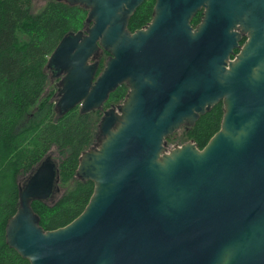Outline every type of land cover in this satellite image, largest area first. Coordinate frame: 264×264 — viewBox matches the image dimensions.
Listing matches in <instances>:
<instances>
[{
	"label": "water",
	"instance_id": "water-1",
	"mask_svg": "<svg viewBox=\"0 0 264 264\" xmlns=\"http://www.w3.org/2000/svg\"><path fill=\"white\" fill-rule=\"evenodd\" d=\"M57 1L88 10L46 64L60 77L58 113L103 109L120 85L128 91L103 109L97 142L79 157L77 177L94 183L85 209L40 225L32 202L59 191L48 156L19 184L7 243L30 264H264V0H155L133 32L146 0ZM238 30L248 37L235 53ZM220 102V129L202 149L167 148Z\"/></svg>",
	"mask_w": 264,
	"mask_h": 264
},
{
	"label": "trees",
	"instance_id": "trees-1",
	"mask_svg": "<svg viewBox=\"0 0 264 264\" xmlns=\"http://www.w3.org/2000/svg\"><path fill=\"white\" fill-rule=\"evenodd\" d=\"M154 2L146 0L137 8L129 19L130 31L151 20ZM32 4L33 0H0V264H30L7 243L6 225L19 205L18 173L29 170L26 181L53 144L65 154L59 162L60 180H77L74 188L57 200L32 202L40 225L49 230L70 223L85 209L94 191L93 181L81 180L76 170L81 153L92 145L95 119L90 118V111L72 109L60 115L54 108L58 120L53 123L54 105L48 103L49 97L43 98L49 78H55L46 66L49 56L66 34L86 26L88 10L49 0L34 15ZM104 61L101 56L98 73ZM127 91L126 84L120 85L104 107L115 106ZM222 116L223 105L218 103L188 126L186 137L202 149L220 129Z\"/></svg>",
	"mask_w": 264,
	"mask_h": 264
},
{
	"label": "rangeland",
	"instance_id": "rangeland-1",
	"mask_svg": "<svg viewBox=\"0 0 264 264\" xmlns=\"http://www.w3.org/2000/svg\"><path fill=\"white\" fill-rule=\"evenodd\" d=\"M49 0H33V4H32V14H37L39 11H41L44 6L46 5V3ZM85 28V26L83 27ZM82 28V29H83ZM101 56H104L105 59L109 56V54H105L104 52L101 53ZM105 63V61H104ZM49 72V71H48ZM50 73V72H49ZM50 77L48 80V83L46 85V88L43 92V98L49 97L48 98V103H52L54 105L57 97H54L55 92H57V87L59 86V78H55L52 79ZM128 87V86H127ZM50 92H54L53 94H49ZM125 99V98H124ZM124 99H122L120 102L116 103L115 107H117L118 105L122 104ZM104 107V106H103ZM55 107H53V114H52V119L51 121L53 123H55L58 120V113L55 111L54 109ZM109 107H104V109H107ZM32 112H35V108L31 109ZM31 112V113H32ZM103 115V109H95L90 111V118L92 117L93 119H95V126L92 127L94 130V138L92 139V143H94L95 141V137H96V133L98 131V124L101 120V117ZM188 126H181L179 129H177L173 134L169 135L167 138V148L168 149H172L176 146H180L185 142L188 141H193L191 139H188L185 135V131L187 130ZM96 132V133H95ZM91 147V146H90ZM89 147V148H90ZM88 149V148H87ZM86 150V149H85ZM50 154L51 157L53 158L54 161H56L58 163L59 166V162L62 160V158L64 157L65 154L61 153L60 148L58 147L57 144H53L52 147L49 149L48 153ZM29 170L27 172L25 171H20L17 175V181L18 184L22 183L24 178L29 174ZM77 178L74 177L73 179L69 180V181H59L57 183V186L59 188V191L56 192V194L53 196V198L51 200H57L58 198H60L62 195H64L66 192H68L69 190L73 189L75 186Z\"/></svg>",
	"mask_w": 264,
	"mask_h": 264
},
{
	"label": "flooded vegetation",
	"instance_id": "flooded-vegetation-1",
	"mask_svg": "<svg viewBox=\"0 0 264 264\" xmlns=\"http://www.w3.org/2000/svg\"><path fill=\"white\" fill-rule=\"evenodd\" d=\"M154 4H155V2H154ZM153 12H154V5H153ZM153 12H152V18H153ZM203 12H204V8H201L194 16H193V18L191 19V24L195 27V26H197V24L199 23V22H201V20H202V17H203ZM195 16H198V20L194 23V21H193V19H194V17ZM151 18V19H152ZM151 21V20H150ZM149 21V22H150ZM148 22V23H149ZM147 23V24H148ZM147 24H145V25H143L142 27H139V28H143V27H145ZM139 28H137V29H139ZM136 30V29H135ZM134 30V31H135ZM238 31H240V30H238ZM240 33H241V38H240V40L238 41V44H239V47L235 50V53H237L238 51H239V48L244 44V42L246 41V39H247V34L246 33H243V32H241L240 31ZM103 51H101L100 53H99V55L95 58V60H100V58H101V53H102ZM106 60V59H105ZM56 78V77H55ZM54 78V79H55ZM57 78H59V81H60V77H57ZM59 87V86H58ZM58 87H57V92H55V94H54V97H57V99H56V101H55V103H54V107L56 108V102H57V100H58V98H59V94H58ZM54 93V92H53ZM220 103H222V102H220ZM105 105V104H104ZM223 105V104H222ZM74 109H77V110H79V112H80V106L78 105V106H76ZM103 109H104V107H103ZM56 110H57V108H56ZM58 112V111H57ZM98 132V131H97ZM97 142V133H96V137H95V141H94V143H92V145H94L95 143ZM91 145V146H92ZM48 156H50L51 157V155L50 154H48ZM47 156V157H48ZM46 158V157H45ZM44 158V159H45ZM52 158V157H51ZM53 159V158H52ZM56 192H58V191H55V193H54V195L56 194Z\"/></svg>",
	"mask_w": 264,
	"mask_h": 264
}]
</instances>
